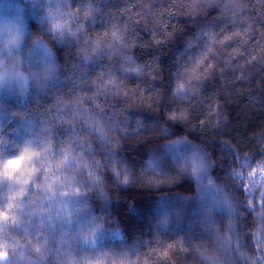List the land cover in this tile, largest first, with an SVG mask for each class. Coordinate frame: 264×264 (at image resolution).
I'll use <instances>...</instances> for the list:
<instances>
[{"label":"clouds","instance_id":"clouds-1","mask_svg":"<svg viewBox=\"0 0 264 264\" xmlns=\"http://www.w3.org/2000/svg\"><path fill=\"white\" fill-rule=\"evenodd\" d=\"M0 264H264V0H0Z\"/></svg>","mask_w":264,"mask_h":264}]
</instances>
